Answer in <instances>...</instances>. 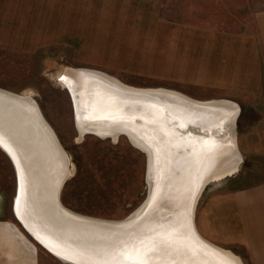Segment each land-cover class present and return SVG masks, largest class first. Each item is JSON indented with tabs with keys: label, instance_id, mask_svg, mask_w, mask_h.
Segmentation results:
<instances>
[{
	"label": "crops",
	"instance_id": "crops-1",
	"mask_svg": "<svg viewBox=\"0 0 264 264\" xmlns=\"http://www.w3.org/2000/svg\"><path fill=\"white\" fill-rule=\"evenodd\" d=\"M238 4L0 0V45L72 42L80 56L86 41L110 42L114 56L124 51L126 70L132 73L172 80L179 92L199 101L235 102L240 108L237 147L248 172L207 197L195 226L201 236L241 260L264 264V8L251 13L247 26ZM0 264H38L36 246L9 219H0Z\"/></svg>",
	"mask_w": 264,
	"mask_h": 264
},
{
	"label": "bare ground",
	"instance_id": "bare-ground-1",
	"mask_svg": "<svg viewBox=\"0 0 264 264\" xmlns=\"http://www.w3.org/2000/svg\"><path fill=\"white\" fill-rule=\"evenodd\" d=\"M94 78L107 85V89L93 81ZM57 79L70 96L80 136L90 133L115 142L126 134L130 143L144 154L146 147L154 149V156L149 153L147 166L149 176L155 178L153 191L157 184L154 166L157 154L162 165L172 148L183 147L182 142L173 146V128L157 117V107L163 110L166 107L182 124L192 121L194 129L210 131V126L221 120L227 130L220 141L196 134V144L178 155L177 171L166 175L167 182L155 200L152 195L145 199L147 203L151 198L156 203L155 209L150 206L147 212L146 209L142 213L137 211L133 223L111 220V224L103 226L97 223L99 219L67 208L71 215L56 211L57 188L66 170L64 153L55 145L52 130L39 114L34 100L25 94L4 92L18 101L0 100V143L12 157L15 167L10 162L16 169L19 192L23 191V196L16 201L17 213L32 234L38 233L49 254L67 264H143L145 255L152 256L150 264H193L190 258H195L198 264H243L231 250L207 242L197 231L195 217L193 220L190 214L193 190L196 192L206 182L236 172L242 161L235 134L231 132L239 106L222 99L198 102L168 89L127 86L89 68L67 67ZM0 97L6 96L0 94ZM96 102L106 105L94 106ZM151 106L156 114L147 109ZM135 117L140 119L134 121ZM31 219L37 226L33 224L31 228ZM116 223L126 225L112 226ZM48 233L56 234L70 246L62 245L64 249H60L50 243ZM157 240L167 242L171 248L154 251ZM202 240L209 249L202 247L205 246L200 243ZM119 241L127 249L125 257L115 252Z\"/></svg>",
	"mask_w": 264,
	"mask_h": 264
},
{
	"label": "rangeland",
	"instance_id": "rangeland-1",
	"mask_svg": "<svg viewBox=\"0 0 264 264\" xmlns=\"http://www.w3.org/2000/svg\"><path fill=\"white\" fill-rule=\"evenodd\" d=\"M224 1L230 7L234 0ZM237 2L238 10L244 12L245 19H248L247 26L251 24V13L264 8V0ZM13 43L16 45L9 42L7 46L0 45V87L34 99L67 153L70 173L60 191L61 203L80 215L113 221L124 219L147 195L145 154L135 148L124 135H120L115 142L111 138H100L90 133L80 136L76 129L70 96L57 76L67 67H89L105 71L127 86L161 88L176 92L180 90L174 87L172 80H156L126 70V60L122 55L124 51H119L121 54L114 56L115 52L110 51V42L86 41L85 47H80V56L72 48V42L27 40ZM95 44L97 54L94 56L91 53ZM124 47L123 44L122 48ZM94 61L100 64H95ZM130 62L132 65V60ZM249 117L251 115H246V118ZM246 166L244 169L241 162L234 174L206 185L195 206L197 225L198 211L207 197L213 192L234 185L243 176V172H248ZM14 193V169L9 158L0 150V219H9L19 226L12 211ZM33 243L37 248L38 264H67ZM242 262L249 264L245 260Z\"/></svg>",
	"mask_w": 264,
	"mask_h": 264
},
{
	"label": "water",
	"instance_id": "water-1",
	"mask_svg": "<svg viewBox=\"0 0 264 264\" xmlns=\"http://www.w3.org/2000/svg\"><path fill=\"white\" fill-rule=\"evenodd\" d=\"M89 68V67H88ZM99 72H101L102 73V75L105 77V78H107V79H110L111 81L114 79V78H116V77H114L113 75H111V74H108L107 72H105V71H102V70H98ZM112 78V79H111ZM93 81H97L98 83H100V85H103V83L101 82V81H98V80H96L95 78L93 79ZM104 86V85H103ZM105 86H107V85H105ZM104 86V87H105ZM106 88V87H105ZM110 88H114V87H110ZM107 89V88H106ZM4 92H10L11 93V91H8L7 89H4V88H1L0 87V94L1 95H4V96H6V97H0V100L1 99H3V98H6L5 100H7V101H10V103L12 102V101H14V102H16V103H18V101L17 100H15L12 96H10V95H8V94H5ZM88 92H90V91H88ZM89 95H90V93H88ZM158 95H160L159 93H157ZM190 98V97H189ZM191 99V98H190ZM34 100V99H33ZM90 100V99H89ZM193 100V99H192ZM196 100V99H195ZM216 100V99H215ZM218 100V99H217ZM221 100V99H220ZM222 100H224V99H222ZM196 101H198V100H196ZM227 101H229V100H227ZM34 102H35V100H34ZM199 102V101H198ZM230 103H232L233 105H237L235 102H232V101H229ZM5 103V102H4ZM13 103V102H12ZM98 102H96V104H94V106L95 105H101V104H104V102H100V103H98ZM35 104H36V107H37V109H38V111H39V114L40 115H42V113H41V111H40V109H39V107H38V105H37V103L35 102ZM83 104H84V102H83ZM104 105H106V104H104ZM104 105H102V106H104ZM93 106V107H94ZM123 106V108H127L125 105H122ZM238 106V105H237ZM90 107V106H89ZM157 107V106H156ZM165 107V106H164ZM195 107H197V106H195ZM198 107H200V106H198ZM91 108V107H90ZM201 108V107H200ZM23 110L25 109V108H22ZM147 109H150L154 114H156L155 113V109L153 108V106H151V107H147ZM157 111H158V114H156L157 115V117L158 118H161V119H163V122H164V124H169L172 128H173V133H174V137H173V141H174V143H173V146H175V143H179L180 144V142H182L183 143V147H180V148H178V149H175V148H172V150H171V152H169V154H168V157H167V159L163 162V164L161 165L160 164V162H159V154H157V162L156 163H154V166H155V168H157V170H156V172H157V175H156V187H155V190L153 191V184L155 183L154 181V179L155 178H151L150 176H149V174H148V172H147V166H148V156H149V153H150V151H151V153H152V155L154 154V152H153V148L151 149L150 147H146V153H145V157H146V170H145V182H146V185H147V195H146V197H145V199L147 198L148 199V196H150V195H152L154 198H153V201L155 200V196L158 194V193H160L161 192V190H162V188L165 186V184H166V182H167V179H168V177H166V175L167 174H170V172H172L173 170H176L175 169V166H176V164L178 163V161H177V157H178V155L179 154H181L182 152H185V151H187L188 149L190 150V145L191 144H194L195 142H196V134L197 133H202L204 136H205V138H215L217 141H220L219 139L220 138H222V136H223V134L226 132V128H225V124H223V121L221 122V120H217V122H215V124H213L212 126H210V128H211V130L209 131L207 128L205 129V130H198V129H194L196 126H194V124H193V122L192 121H189V122H186V124H182V123H180L179 121H177L176 120V117H174V115L172 116V115H170L171 113L168 111V109L165 107V109L163 110V109H160L159 107H157ZM240 111V110H239ZM198 112V111H197ZM239 114V113H238ZM42 117H43V115H42ZM237 117H238V115H237ZM237 117L235 118V120H234V123H233V125H231V132L232 133H234L235 134V137H236V135H237V125H236V121H237ZM44 118V117H43ZM134 119V121L135 120H138V119H140V118H138V117H135V118H133ZM44 120H45V118H44ZM209 120H211V119H209ZM46 121V120H45ZM74 121H75V123H77V120H76V117L74 116ZM47 122V121H46ZM48 123V122H47ZM134 123H136V122H134ZM49 125V124H48ZM50 126V125H49ZM50 128H51V126H50ZM51 133H52V135L54 136V141H55V145L57 146V147H60V149L62 150V152L64 153V158H65V160H66V170H65V172H64V174L62 175V177H61V179H60V182H59V186H58V188H57V193H56V211L57 212H61V213H67V214H70L71 215V212L70 211H68L67 209H66V207L61 203V201H60V191H61V189H62V187H63V185H64V183H65V181H66V179L68 178V175H69V167H68V156H67V153L64 151V149H63V147H62V145H61V143H60V141H59V139H58V137L56 136V134H55V132L53 131V129L51 128ZM122 135H124L125 137H127V135L126 134H122ZM96 136H98V135H96ZM98 137H100V136H98ZM100 138H102V137H100ZM128 139V138H127ZM175 139H176V141H175ZM128 140H130V139H128ZM196 144V143H195ZM236 144H237V140H236ZM237 149H238V147H237ZM0 150L9 158V160H11V162L13 163V166L15 167V165H14V162H13V160H12V157H11V155L9 154V152L1 145V143H0ZM154 156V155H153ZM182 157V160H183V158H184V155H182L181 156ZM13 167V169H14V172H15V193H14V196H13V202H12V211H13V214H14V216H15V218H16V221L18 222V224H19V226L23 229V231L25 232V234H27V236H29V238H31V240H33V242H35L37 245H39L41 248H43L44 250H47V251H49V249L47 248V246H45L41 241H43V240H40L39 239V237H38V233L36 234V235H34V234H32V232L25 226V224L22 222V220L20 219V217H19V215H18V213H17V209H16V201H17V199H18V197L20 198L21 196H23V191H22V193H20L19 192V180H18V177H17V173H16V169ZM161 167L163 168V169H161ZM177 171V170H176ZM237 171V170H236ZM173 173V172H172ZM235 172H231L230 174H225V175H223V176H221L220 178H218V179H215V180H212V181H218V180H221V179H223V178H225V177H227V176H229V175H232V174H234ZM212 181H208V182H206L202 187H201V189H199V190H197L196 192H194V190H193V193H192V195H191V199H190V206L192 207V210L190 211V214L191 215H193V220H194V211H195V206H196V203H197V200H198V198H199V196H200V194L202 193V191H203V189L206 187V185L208 184V183H210V182H212ZM19 193H20V195H19ZM145 199L143 200V202L136 208V210H134L133 212H131L128 216H126L125 218H124V221L123 222H120L119 221V223H133L135 220V218L137 217V211H139L138 213H142V211H144V209H146V212H147V210L150 208V206H152L153 207V209H155V204L156 203H153V201L151 200V198L148 200V202L147 203H144L145 202ZM140 208V209H139ZM138 209V210H137ZM27 210V209H26ZM70 210V209H69ZM18 211H19V209H18ZM72 211V210H71ZM73 212V211H72ZM74 213H77V212H74ZM78 214H80V213H78ZM81 215H83V214H81ZM170 215V214H169ZM85 216H87V215H85ZM141 216V215H140ZM145 216V215H144ZM90 217H92V216H90ZM143 216H141V218H142ZM95 219H99V220H97V223H99V225H103V226H108L109 224H111L112 223V219H104V218H96V217H94ZM116 221V220H115ZM29 223H30V225H31V228L33 227V224H36L35 223V220L34 219H31L30 221H29ZM106 223H108V224H106ZM123 226V225H126V224H114V225H112V226ZM168 225V224H167ZM170 225H171V223H170ZM36 226H37V224H36ZM116 228V227H115ZM157 228V226L155 227V229ZM49 234V233H48ZM148 235V234H147ZM48 237L50 238V243H54L57 247H59L60 249H64V247L62 246V245H65V246H67V245H69V244H67V243H65V242H63V240H60L59 239V237L56 235V234H52V235H48ZM202 237L203 238H205L203 235H202ZM128 239V238H127ZM127 239H126V241H127ZM130 240H132V237L130 238ZM205 240H207V242L208 241H210V240H208V239H206L205 238ZM141 241H143V243L145 242V239L144 240H141ZM197 241H200V240H197ZM117 243H119V244H116L115 245V252H117V254L118 255H124V257L125 256H127L128 255V252H127V249L125 250L124 248V246H123V242L122 241H119V242H117ZM200 243H203V245H205L204 244V241L202 240ZM210 244H211V241L209 242ZM212 245H216L217 246V244H215V243H213L212 242ZM70 246V245H69ZM219 246V245H218ZM202 247H204V248H206V249H209V248H207L206 247V245L205 246H202ZM207 251H212V250H207ZM52 253V252H51ZM169 253V251H167L166 252V254H168ZM53 254V253H52ZM191 262H193V264H198L197 263V261L195 260V258H190L189 259ZM110 261H111V258H110ZM207 261L208 262H211L209 259H208V256H207Z\"/></svg>",
	"mask_w": 264,
	"mask_h": 264
},
{
	"label": "snow or ice",
	"instance_id": "snow-or-ice-1",
	"mask_svg": "<svg viewBox=\"0 0 264 264\" xmlns=\"http://www.w3.org/2000/svg\"><path fill=\"white\" fill-rule=\"evenodd\" d=\"M162 248H171V245L168 244L167 242L165 241H160V240H157L155 242V249L154 251L158 252L160 251ZM152 260V256L151 255H145L144 256V260H143V264H150V261Z\"/></svg>",
	"mask_w": 264,
	"mask_h": 264
}]
</instances>
